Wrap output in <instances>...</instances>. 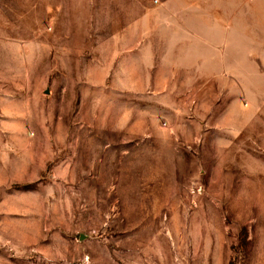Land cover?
<instances>
[{"label":"rangeland","instance_id":"obj_1","mask_svg":"<svg viewBox=\"0 0 264 264\" xmlns=\"http://www.w3.org/2000/svg\"><path fill=\"white\" fill-rule=\"evenodd\" d=\"M113 2L0 0V264H264V0Z\"/></svg>","mask_w":264,"mask_h":264},{"label":"crops","instance_id":"obj_2","mask_svg":"<svg viewBox=\"0 0 264 264\" xmlns=\"http://www.w3.org/2000/svg\"><path fill=\"white\" fill-rule=\"evenodd\" d=\"M40 1H44V0H40ZM49 3V9L51 11H53L54 6H56V3L59 2L58 6L59 8H63L62 9V13L63 15H59V16H64L62 20H60L59 22H63V23H70V24H77V23H87V17H88V8L90 7V5L92 4L93 0H64L65 3L62 4V0H47ZM113 4L109 5L112 8H135L137 7V0H128V4L123 3L124 0H121L122 2H120L119 0H113ZM21 2V1H20ZM131 2V3H130ZM215 6V5H214ZM227 6V5H226ZM26 6L24 4H22V2L16 6H12V9L14 8V13L12 14V16L10 17V19L7 20V22H11V23H22L24 22V20H26V18L28 17L26 15ZM105 7V6H104ZM20 9V10H18ZM30 9V8H27ZM56 10V9H55ZM132 19L131 14L129 12V15L127 16L128 18H124L121 15L120 16H116V19L118 18V20H113L112 22H123V23H136V16L132 14ZM8 18V17H6ZM57 16L55 15L53 17V21L57 22ZM124 18V19H123ZM172 22V17H166V23H171ZM70 36V37H69ZM84 35H81V37H78L76 39H79L81 42L80 44H75L73 43V35L64 33V34H57V33H50L48 34V36H46L44 39L48 40V48H49V53H50V58L51 55L55 60V57L57 54L59 55H64L66 56V58L68 57L71 59V57L73 55H78L81 54L83 52V47L86 48L88 45L85 43H83V40L86 39V36L83 37ZM129 36H132V38L134 40H136L137 35L134 33L129 34ZM233 37H230V39ZM32 45H28L27 47H25V45H16L15 46V51L13 52V55L16 57V63L18 68L16 69H9L6 68V74L8 73L7 71L10 70L11 71H15L14 75H1V80L2 82L6 81L7 83L13 85V86H17L19 82H23V65H25V60L23 59V54H30L31 52H34L36 46L31 47ZM137 47L136 43L133 45V48ZM148 49L150 50V54L152 55H156V52L153 51L154 49V45L151 43L150 45H148ZM168 47H164V51L161 52L160 54L164 53L166 54L168 52ZM216 53L213 51H210L208 53L209 56V64L211 65V63L215 62V58L213 57ZM31 55V54H30ZM214 58V59H213ZM154 71V70H151ZM17 77V78H16ZM16 78V79H15ZM209 78L214 81V87L216 86V80H217V71L214 68L213 70H209ZM150 81L154 80V77L152 75H150ZM11 82V83H10ZM17 82V83H16ZM15 84V85H14ZM124 86H128V87H132L134 86V84H124ZM241 123V122H240ZM228 130V129H227Z\"/></svg>","mask_w":264,"mask_h":264}]
</instances>
